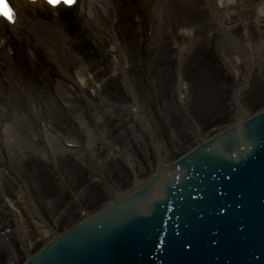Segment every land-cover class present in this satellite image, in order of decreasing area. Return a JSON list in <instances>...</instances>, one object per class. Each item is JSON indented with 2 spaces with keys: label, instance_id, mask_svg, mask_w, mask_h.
I'll list each match as a JSON object with an SVG mask.
<instances>
[{
  "label": "rangeland",
  "instance_id": "1",
  "mask_svg": "<svg viewBox=\"0 0 264 264\" xmlns=\"http://www.w3.org/2000/svg\"><path fill=\"white\" fill-rule=\"evenodd\" d=\"M260 2L264 0H234L225 6L220 0H112L103 17L107 25L99 31L87 20L84 0L73 11L69 24L62 23L60 14L35 13L29 8L25 9L27 17H23L21 29L11 30L0 22V167L9 177L5 183L0 180V264H22L60 232L61 222H68L86 208L88 198L96 192L88 193V185L78 183V175H70L67 161H62V156L71 153L66 149L68 139L81 145L78 154L68 157L71 165L78 161L82 166L94 167L104 163L108 152L98 143L102 133L107 134L112 146L130 152L131 142L126 140H131V133L143 149L152 152L156 151L153 141L164 159L168 157V142L174 148L195 145V130L204 133V118L212 125L221 118L234 119V92L249 71V81L238 93L239 103L248 114L264 109V55L260 58L263 62L257 61L249 70L245 62L237 60L235 48L242 38L250 46L246 50H251L249 40L264 49ZM159 5L157 17L164 20L161 30L151 19ZM95 10L101 14L102 9ZM40 19L50 22L62 38L49 31L50 42L44 45L34 27ZM225 29L235 39H230ZM211 36L214 57L199 73L193 68L192 55L205 49ZM205 55L208 58L209 54ZM120 57L125 61L123 65L117 62ZM81 70L94 84L84 83ZM122 70L133 84L134 93L138 92L139 107L154 140L138 118L121 111L115 103L122 98L125 103H133ZM34 74L40 79L35 80ZM143 77H147V84L141 83ZM192 85L196 87L194 95ZM154 101L159 103L160 118L167 123L168 138L152 117ZM103 103L114 111L110 119L103 117L100 123L95 122L97 107ZM78 110L81 116L75 119L71 114ZM123 120L132 125L127 126V133ZM78 122L85 125V130L76 128ZM90 135L97 139L92 148ZM119 137H123L121 145L114 142ZM13 146L16 152H11ZM35 147H39L38 154L31 153ZM116 157H110L107 165ZM36 159L42 161V168L36 166ZM41 169L46 171L43 176ZM8 186L13 187V193L8 192ZM96 187L104 188L101 184ZM39 220L48 223L45 226L51 234L41 232L35 224Z\"/></svg>",
  "mask_w": 264,
  "mask_h": 264
},
{
  "label": "water",
  "instance_id": "2",
  "mask_svg": "<svg viewBox=\"0 0 264 264\" xmlns=\"http://www.w3.org/2000/svg\"><path fill=\"white\" fill-rule=\"evenodd\" d=\"M257 120L244 142L212 144L175 169L165 193L151 186L28 264H264V115Z\"/></svg>",
  "mask_w": 264,
  "mask_h": 264
},
{
  "label": "bare ground",
  "instance_id": "3",
  "mask_svg": "<svg viewBox=\"0 0 264 264\" xmlns=\"http://www.w3.org/2000/svg\"><path fill=\"white\" fill-rule=\"evenodd\" d=\"M164 1H168V0H164ZM233 1L234 0H220L221 5H225V6L230 5ZM31 4H33V5H40L41 4V1L39 0V1H37L35 3H31ZM183 4H184V2H183ZM99 5H102V6L100 7ZM99 5L97 3L91 1V0L85 2V4H84L87 20L90 22L91 27H93L96 31H99V29L102 28L101 26L106 27L105 25H107V23L105 24V19H103V17H105V15H107V10L106 9H107V5L108 4L104 3V1H102L101 3H99ZM258 5H260V10L262 11V13H264V2H260ZM97 7H99L100 9H102L101 10V14H100L99 11H96L95 10ZM158 7H160V8L157 10ZM158 7H156V12L152 14L151 19H152L153 23H155L157 25V28L156 29L157 30H161V25H163V21L164 20L161 21L160 18L157 17L159 15V11L161 9V6L160 5ZM163 15L166 16L165 14H163ZM109 26H113V24L112 25L109 24ZM34 27L40 33V36L38 38H39L40 41H42V43H44V45L45 44H48L50 42V35H51V33H49V31L54 32V35L55 36H58V37H61L62 38V36L59 35V33L55 32V30L53 29L54 26L51 25L50 22H47V21H44V20H42V21L38 20L37 22H35ZM249 42L252 43L251 50H249V51L246 50V47H245L246 46V43H245V41L242 42V43L237 44V46L235 48H236V52H237L238 57H239L237 60H240L242 62H245L246 66L250 70L252 68L251 66L254 63L256 64L257 61L259 62V64L261 62H263V60H260V58L263 57V55H264V49H262L260 46L256 45V43H254L253 40H249ZM117 62L119 64H122L123 65L125 61H124V59H122L120 57V58H118ZM261 65H262V68L264 69V64H261ZM80 72H81L80 74H81L82 80L84 81V83H87V81L85 79V78L88 77V75H86V71L85 70H81ZM122 72H123L122 74L125 76V79L128 80L127 87L129 88V90H131V94L133 96V98H132L133 99V106H129L128 104H126L124 102L123 105H122V108L124 110L131 111L132 114H135V115L138 116L139 113H140V109H139V106H138V104H139V101H138L139 100L138 93H136V94L134 93L133 87H132L131 83L129 82L130 80L127 79V75L124 73L123 70H122ZM85 75H86V77H85ZM87 79H88L89 82L91 81V79L89 77ZM248 79H249V77H248ZM100 83H101V85H104L102 81H100ZM0 105H1V102H0ZM130 107H132V108H138V109H133L135 111H132V109H130ZM1 110L2 109H1V106H0V111ZM97 111H98V115L97 114L95 115L96 116V120H98L99 118H103V117L104 118L108 117V119H110L109 118V117H111V114L110 113L113 112L114 109H112V107L109 104L103 103V104L98 105ZM239 112H240L241 117L242 116L244 117L245 114H246L245 111L242 109V107H239ZM119 114H121V112H119ZM0 115H1V113H0ZM113 120L114 119L112 117L111 118V121H113ZM235 124H236V122H233L232 123V125H235ZM95 138L96 137L94 135H90L88 142L90 144H94L95 143V140H96ZM202 140H204V139H202ZM105 141L106 140H104V139L101 140V142H103V143H105ZM3 146H4V144H3ZM29 147H32V145H30ZM15 148L16 147L13 146V148L11 149L12 150L11 152H13V151L16 152ZM4 149H5V146H4ZM71 151H73V149ZM35 152H36V150L33 148V151L31 150V153H35ZM162 168L163 167H161V164H158V166H157V168L155 170V174H160L161 171H162ZM7 178H9V177L7 176L6 172L4 171V167L1 166L0 167V180L1 181L3 180L4 183H5L8 180ZM14 182H16V181L14 180ZM13 191H14L13 187L12 186L11 187L8 186V192L9 193H13ZM19 192H20V195L21 196L24 195V191H23V189L21 187H20V191ZM39 221H36L35 224L36 225H39L41 227V230H42L41 232L43 234L47 235L49 233V231L47 230L46 226L43 225L41 223V221L40 222ZM17 235H19V234H17Z\"/></svg>",
  "mask_w": 264,
  "mask_h": 264
},
{
  "label": "snow or ice",
  "instance_id": "4",
  "mask_svg": "<svg viewBox=\"0 0 264 264\" xmlns=\"http://www.w3.org/2000/svg\"><path fill=\"white\" fill-rule=\"evenodd\" d=\"M48 3L52 4L53 6H57V5L61 4V3L71 5V4L75 3V0H48ZM3 15H5L7 17V19H9L10 21L14 22L13 14L11 13L10 10L6 9L3 12Z\"/></svg>",
  "mask_w": 264,
  "mask_h": 264
}]
</instances>
